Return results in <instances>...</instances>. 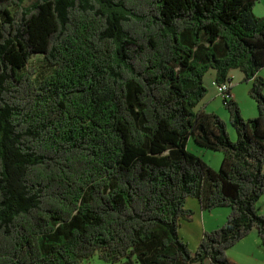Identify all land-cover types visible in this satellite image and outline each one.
Here are the masks:
<instances>
[{
    "label": "trees",
    "instance_id": "trees-1",
    "mask_svg": "<svg viewBox=\"0 0 264 264\" xmlns=\"http://www.w3.org/2000/svg\"><path fill=\"white\" fill-rule=\"evenodd\" d=\"M258 1L0 0V264H239L230 248L264 244ZM212 69L230 93L233 70L252 82L258 116L224 100L235 141L201 106ZM191 137L224 153L220 170ZM191 197L231 208L195 251Z\"/></svg>",
    "mask_w": 264,
    "mask_h": 264
},
{
    "label": "rangeland",
    "instance_id": "rangeland-1",
    "mask_svg": "<svg viewBox=\"0 0 264 264\" xmlns=\"http://www.w3.org/2000/svg\"><path fill=\"white\" fill-rule=\"evenodd\" d=\"M263 7H264V0H259L256 3L255 8L257 9V8H263ZM31 66L36 68L39 76L46 75L51 71L50 65L45 60L43 55L38 54L34 56L31 61ZM262 71H264V69ZM214 72L215 70L212 69L205 76V83L208 87V94L202 101L201 106L203 105L206 106L205 109L208 112L217 113L227 123L228 131L232 133V136H233L232 140L235 141L237 140V133L230 121V113L228 109L226 108L224 98L222 95L219 94L217 85L215 84V82H213L215 81L213 77ZM233 74H234V78H233L234 89H236L235 91H237V94H238L237 102L241 106L243 116L246 119L254 118L258 116L259 111H258L257 102L250 95V89L252 86V82L244 81V78L241 77L243 76V72L240 70H235ZM248 88H250L249 91H248ZM188 149L191 152L195 153L196 155L200 156L205 162H207L209 165H211L216 170H220L223 159H224L223 152L200 146L199 144H197L194 137L190 138L188 142ZM230 212H231V208H230ZM224 224L222 223L217 228L221 227ZM217 228H213V230ZM208 231H211V230H208ZM82 264H112V263L101 258L99 253H97L94 257H92L91 259L85 260Z\"/></svg>",
    "mask_w": 264,
    "mask_h": 264
},
{
    "label": "crops",
    "instance_id": "crops-1",
    "mask_svg": "<svg viewBox=\"0 0 264 264\" xmlns=\"http://www.w3.org/2000/svg\"><path fill=\"white\" fill-rule=\"evenodd\" d=\"M256 7V5H255ZM254 11L258 16H264V7L255 8ZM234 71L231 72L232 79L234 78ZM264 77V71L259 73ZM214 80L216 84V71L214 72ZM244 78L243 76H241ZM231 94L235 100H238V94L234 89L232 81ZM250 88H248L249 91ZM253 116V115H252ZM231 137L232 133L230 132ZM187 207L194 211V215L190 219H182L180 226V234L184 240L189 244V247L195 251L199 247L203 235L208 230L217 228L222 223L226 222L229 215L230 208L218 207L213 210H207L202 206V202L198 198L191 197L187 201ZM258 210L260 214L264 215V195L258 201ZM229 258L239 264H264V244L257 232L243 238L236 245L228 250ZM203 264H209L205 261Z\"/></svg>",
    "mask_w": 264,
    "mask_h": 264
},
{
    "label": "built area",
    "instance_id": "built-area-1",
    "mask_svg": "<svg viewBox=\"0 0 264 264\" xmlns=\"http://www.w3.org/2000/svg\"><path fill=\"white\" fill-rule=\"evenodd\" d=\"M216 85H217L219 94L223 96L224 100H227L230 98V96H232V94L230 93L231 83H224L222 85L216 84Z\"/></svg>",
    "mask_w": 264,
    "mask_h": 264
}]
</instances>
